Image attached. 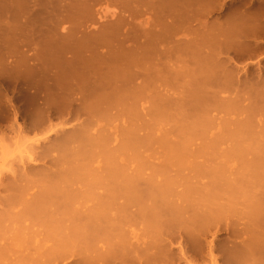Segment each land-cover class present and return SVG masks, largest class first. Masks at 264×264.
Segmentation results:
<instances>
[{"label":"rangeland","instance_id":"374dc122","mask_svg":"<svg viewBox=\"0 0 264 264\" xmlns=\"http://www.w3.org/2000/svg\"><path fill=\"white\" fill-rule=\"evenodd\" d=\"M248 27L259 33L247 37ZM109 72L127 99L112 110L93 99ZM38 116L43 128L29 131ZM63 127L155 139L120 157L129 170L156 171L169 192H202L219 217L222 257L232 246L225 196L264 194V0H0L1 173ZM247 260L238 262L264 264L258 253Z\"/></svg>","mask_w":264,"mask_h":264},{"label":"bare ground","instance_id":"6f19581e","mask_svg":"<svg viewBox=\"0 0 264 264\" xmlns=\"http://www.w3.org/2000/svg\"><path fill=\"white\" fill-rule=\"evenodd\" d=\"M248 28L242 29L247 37L258 32ZM222 42L224 49L226 40ZM116 77L109 72L93 95L110 110L127 100L111 82ZM46 121L38 116L27 129L40 130ZM10 130L15 138L21 136L20 128ZM161 140L160 146L168 145ZM154 141L128 134L119 140L106 129L92 127H63L34 140L15 167L13 161L9 172L0 171V264H174L179 255L184 264H240L241 256L247 261L255 253L264 257V194L225 196L221 211L229 218L232 246L218 258L219 217L202 200V192H169L155 184L156 171L129 170L120 157L127 149ZM171 153L178 161L183 155L181 150ZM173 251L179 253L175 261ZM188 253L195 259L188 260Z\"/></svg>","mask_w":264,"mask_h":264}]
</instances>
